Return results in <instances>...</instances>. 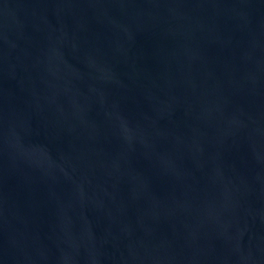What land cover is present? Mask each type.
<instances>
[{
	"label": "water",
	"instance_id": "obj_1",
	"mask_svg": "<svg viewBox=\"0 0 264 264\" xmlns=\"http://www.w3.org/2000/svg\"><path fill=\"white\" fill-rule=\"evenodd\" d=\"M0 264H264V0H0Z\"/></svg>",
	"mask_w": 264,
	"mask_h": 264
}]
</instances>
